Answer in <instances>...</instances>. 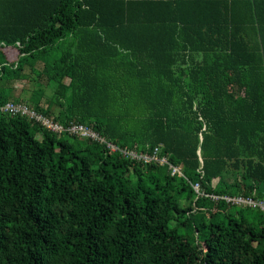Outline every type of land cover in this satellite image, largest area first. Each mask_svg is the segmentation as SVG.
<instances>
[{"label": "trees", "instance_id": "16d2710c", "mask_svg": "<svg viewBox=\"0 0 264 264\" xmlns=\"http://www.w3.org/2000/svg\"><path fill=\"white\" fill-rule=\"evenodd\" d=\"M9 99L182 174L1 114L0 264H264V0H0Z\"/></svg>", "mask_w": 264, "mask_h": 264}, {"label": "built area", "instance_id": "2783aa9c", "mask_svg": "<svg viewBox=\"0 0 264 264\" xmlns=\"http://www.w3.org/2000/svg\"><path fill=\"white\" fill-rule=\"evenodd\" d=\"M1 114H9V115H22L27 116L30 118L35 119L36 121L40 122L43 126L46 128L56 132V133H64L69 132L72 134H76L81 137H90L94 140H97L107 146V148L110 151H122L126 156L137 158L144 160L146 162L150 161H158L160 163H167L170 168L172 174H182L181 167L175 166L174 164L170 163L166 157H159L160 148L156 147L151 154H139L135 151H127L124 149L119 148L117 145H115L113 142L108 141L103 136L99 135L97 132H95L91 127L81 124V123H71L68 126H64L61 123L53 121L51 118L41 114L40 112L33 109L31 106H29L26 103L19 102L15 99H9L4 104H0V115ZM197 191H199V184H195L194 186ZM214 198H223L228 203L240 205V206H250L254 208H260L264 212V199H254L250 196H243V195H236V196H214Z\"/></svg>", "mask_w": 264, "mask_h": 264}, {"label": "rangeland", "instance_id": "374dc122", "mask_svg": "<svg viewBox=\"0 0 264 264\" xmlns=\"http://www.w3.org/2000/svg\"><path fill=\"white\" fill-rule=\"evenodd\" d=\"M6 52L9 56H12L11 58L16 57L17 51H16L15 47L14 48H11V47L6 48ZM23 88H29L31 90L33 88L32 83H30L28 81H22V80L16 81L13 96H15V97L20 96Z\"/></svg>", "mask_w": 264, "mask_h": 264}]
</instances>
